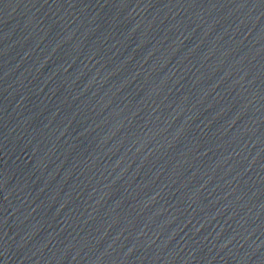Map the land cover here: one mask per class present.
Here are the masks:
<instances>
[{
	"label": "water",
	"instance_id": "1",
	"mask_svg": "<svg viewBox=\"0 0 264 264\" xmlns=\"http://www.w3.org/2000/svg\"><path fill=\"white\" fill-rule=\"evenodd\" d=\"M0 264H264V0H0Z\"/></svg>",
	"mask_w": 264,
	"mask_h": 264
}]
</instances>
